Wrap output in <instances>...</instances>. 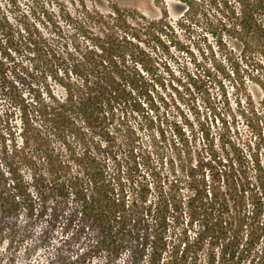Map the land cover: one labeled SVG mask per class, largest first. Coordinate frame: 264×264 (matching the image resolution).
Instances as JSON below:
<instances>
[{
	"label": "trees",
	"instance_id": "16d2710c",
	"mask_svg": "<svg viewBox=\"0 0 264 264\" xmlns=\"http://www.w3.org/2000/svg\"><path fill=\"white\" fill-rule=\"evenodd\" d=\"M178 1L181 19L202 1L221 24L211 35L237 47L218 50L226 70L212 61L239 89L234 112L226 93L210 94L224 87L203 51L165 37L189 53L181 78L157 56L173 28L165 9L150 19L116 4L61 8L60 26L36 5L46 38L34 22L13 28L0 7L11 106L0 111V264H264V156L234 134L236 115L256 112L246 79L264 103V0ZM183 81L204 95L188 113L175 105Z\"/></svg>",
	"mask_w": 264,
	"mask_h": 264
},
{
	"label": "rangeland",
	"instance_id": "374dc122",
	"mask_svg": "<svg viewBox=\"0 0 264 264\" xmlns=\"http://www.w3.org/2000/svg\"><path fill=\"white\" fill-rule=\"evenodd\" d=\"M201 2L202 1H199V5H194L193 8L188 10L189 13L184 16L186 19H181L180 17L186 5L178 0H0V7L1 10L7 15L8 21L13 26V28L21 27L26 21L31 23L34 22L38 26L40 32L46 38H51L53 35L44 19H42V17L36 18V13H34L36 5L39 6L38 13L40 14L44 10L49 11V13H55L54 18L57 20L60 26V18L56 16V12L61 8L76 14L80 13L84 8L106 13L108 12L111 4H116L121 8L135 9L150 19L159 17L161 11L165 9L168 14L167 19L173 28L161 36V43H164L162 47V52L164 55H162L160 49L159 51L157 50V56L161 57L162 60L165 61L168 68L174 70L176 75L175 77L181 78L182 73L177 70V68L180 67L179 64L182 63L183 58L184 60L188 59L189 53L187 54L185 52L182 53L177 51V48L174 47L173 44H169L166 38H170L173 42L185 46L186 49H188L194 57H198V59L200 53L203 51V54L199 59L200 62L205 63V66L210 68L211 72L215 74L216 80L218 81L219 78L224 87L222 94L219 93L221 89L216 87L210 89V94L215 97L217 102L219 97L221 98L220 100H223L224 93H226L229 104L221 106L225 110L229 109L234 112L236 106L233 101L237 93H239V89L233 87L230 81L220 78V73L216 70V68L213 69L214 64L212 61L215 59V63L217 64H220L221 61H223V57L218 50L223 49L224 45L227 49L232 48L234 53H237L238 49L234 46L229 36L224 32L220 36L211 35L209 31L218 27L221 28V24L212 15H209L208 11L204 10ZM41 4L43 5V8L40 9ZM67 34L68 31H65V39L67 38ZM218 37H221L223 45L217 49L214 39ZM208 45L211 47L210 50L207 48ZM144 47L146 46L144 45ZM162 64L163 62H161L160 65L155 66L158 70L157 73L163 71ZM262 64L264 67V59ZM228 65L229 64L222 62L220 67H223L226 70ZM188 67L190 66L188 65ZM245 81L248 87V92L252 98L251 105H254L256 112L249 111L245 113V116H240L237 114L234 120V134L237 132L240 138L251 142L252 145H260V150L264 156V103L261 102V90L253 82L247 79ZM182 83L183 85L180 88L178 87L175 105L187 113V107L192 109V107L197 105L203 106L202 99L204 98V95L198 93L196 88H192L193 91L191 94L187 92L185 93L184 85H188V83H185L184 81ZM50 84L53 94L58 97H62L64 93L61 87L53 83V81H50ZM240 105L242 109L246 103L241 100ZM7 108H11V106L0 95V111H4ZM169 118H173L171 114ZM16 123H18V121H16L15 124ZM215 125V127H218L220 124L218 122ZM231 131L233 132V128ZM142 142L146 143L147 139L142 137Z\"/></svg>",
	"mask_w": 264,
	"mask_h": 264
}]
</instances>
